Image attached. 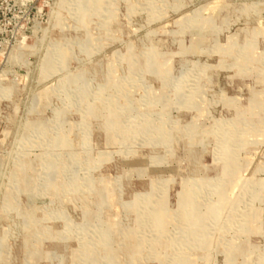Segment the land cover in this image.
Listing matches in <instances>:
<instances>
[{"label": "rangeland", "instance_id": "1", "mask_svg": "<svg viewBox=\"0 0 264 264\" xmlns=\"http://www.w3.org/2000/svg\"><path fill=\"white\" fill-rule=\"evenodd\" d=\"M0 264H264V0H0Z\"/></svg>", "mask_w": 264, "mask_h": 264}, {"label": "bare ground", "instance_id": "2", "mask_svg": "<svg viewBox=\"0 0 264 264\" xmlns=\"http://www.w3.org/2000/svg\"><path fill=\"white\" fill-rule=\"evenodd\" d=\"M59 47V46H58ZM61 57V56H60ZM64 62V61H63ZM164 137H165V134H164ZM166 138H168V136H166L165 137V139ZM230 139H232V137H229ZM219 144H220V146H222V149H221V151L222 150H226V149H229L228 147H226L225 145H227V144H225V143H223V144H221L220 142H219ZM225 148V149H224ZM231 154V153H230ZM70 221V220H69ZM108 255V254H107Z\"/></svg>", "mask_w": 264, "mask_h": 264}]
</instances>
